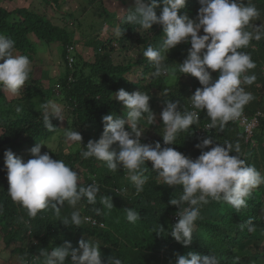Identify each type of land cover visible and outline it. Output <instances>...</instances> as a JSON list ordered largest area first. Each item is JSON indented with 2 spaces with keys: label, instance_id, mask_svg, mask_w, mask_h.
Masks as SVG:
<instances>
[{
  "label": "trees",
  "instance_id": "trees-1",
  "mask_svg": "<svg viewBox=\"0 0 264 264\" xmlns=\"http://www.w3.org/2000/svg\"><path fill=\"white\" fill-rule=\"evenodd\" d=\"M67 1L37 0L36 4L31 2L32 6L11 10L0 5V34L15 41L18 55H25L31 62H37L38 43H44L47 47L55 45L60 53L58 62L64 67L63 75L58 76L56 80L49 79L51 86L48 88L43 85L46 73L38 78H32L33 71L30 73L29 80L19 92L20 101L11 103V106L0 112V145L17 142L20 147L35 146L37 142L43 143L56 134L60 130V121L50 118L57 130L49 132L43 124L41 107L29 106L28 100L35 98L34 101H38L41 106L50 99H61L71 110L72 123L81 131V147L73 154L60 152L50 156L64 161L67 166L77 171L80 177L78 184L87 185L95 180L100 187L97 204L93 206L86 200H81L73 208L66 203L59 215L48 209L30 219L26 210L13 202L7 192V170L3 161L0 163V231L5 244L17 243L18 247L14 248V252L17 253L20 264H39L37 257L42 250L62 246L65 241L75 248L82 239L100 245L102 264H107L108 259L113 256L121 259L122 264H175L177 255L187 258L189 252L202 256L215 255L220 264L254 263L262 256L257 244L264 241V185L253 190L247 208L239 213L225 202L210 200L208 204L203 205L195 222L193 242L185 247L176 242L170 234L171 226L174 225L171 214L178 209L169 201L181 194V186L170 188L164 185L152 170L151 162H146L145 175L149 179L144 190L137 193L126 170L121 168L117 172H111L102 161L82 158L80 153L86 150L84 146L87 142L90 139H98L102 134L103 116L113 114L123 118L125 109L122 103L115 99L118 89L129 92L132 87H137L150 96L151 112L156 106L160 107L159 117L154 123L149 124L146 117L140 121V126L145 131L144 139L153 147L159 142L161 147H172L194 160L201 154V150L195 147L201 139L195 130L199 126H205L210 120L206 110H202L199 113L198 125L190 126L193 129L192 135L179 133L176 144L165 145L162 138L164 126L160 118L165 101H178L182 111H192L194 109L190 98L197 88L202 87L195 77L179 72L178 64L186 58L190 44L180 43L166 54V63L169 66L167 76L153 78L150 75L146 84H141L146 80V76L154 71L147 58L143 55L137 58L128 56L125 63H115L112 53L122 49L130 51L136 44L142 45V52L148 45L163 51L165 34L162 27L153 25L149 31L151 34L148 31L144 33L145 30L137 25L122 23L124 13L117 27L122 28L121 37L114 35L116 28L106 39L95 37L85 41L84 44L93 51V55L86 58L80 51L75 50V31L68 22L71 18L77 19L76 16L72 12L61 14V8ZM83 1L90 5L98 4L100 10L97 7L95 9L99 15L104 16L106 22L116 19L115 13L104 8L107 0ZM243 2L246 4L247 0ZM251 2L260 12V17L252 23L264 24V0ZM43 7H50L52 13L43 12ZM162 7L161 4L155 9L157 16L160 15ZM199 8L198 0H187L178 15L186 13L189 18L195 20ZM247 30L253 29L249 27ZM240 51L249 53L256 64L254 69L246 73L254 74L255 82L252 85H241L254 97L244 107L243 112L248 116L256 111L261 113L257 117V127L252 135L255 145L245 141L243 127L235 121L228 122L222 132L210 129L207 134L208 138H214L217 143H231L233 149L239 145L241 158L264 175V37L260 41H251L249 47ZM134 67L140 68L141 78L135 76L137 79L130 80L126 75ZM209 71L215 81L219 72ZM167 77L174 79L169 82ZM1 95L2 93L0 98ZM17 106L22 109L21 112L16 111ZM208 150L209 148L203 149ZM235 154V151L230 153ZM102 195L111 196L113 209L107 210L99 203ZM94 207L101 209L100 215L93 211ZM126 208L137 210L141 219L135 224L129 223L126 220ZM76 210L80 211L82 218L91 217L97 222H102L103 226L92 224L85 219L79 228L64 225L62 220L70 218L71 213ZM249 218L254 227L252 232L247 230L246 222ZM242 224H245L243 229ZM252 247L257 249L253 254L250 250ZM248 257L249 261L246 259Z\"/></svg>",
  "mask_w": 264,
  "mask_h": 264
},
{
  "label": "clouds",
  "instance_id": "clouds-1",
  "mask_svg": "<svg viewBox=\"0 0 264 264\" xmlns=\"http://www.w3.org/2000/svg\"><path fill=\"white\" fill-rule=\"evenodd\" d=\"M133 2L134 8L124 10L122 23L137 25L146 31H151L153 25H159L165 34L163 51L148 45L142 52L154 69L151 74L153 78L169 73L166 54L171 49L180 43L191 46L178 68L180 73L195 77L202 86L190 98L194 110L182 111L178 101L166 100L160 118L164 126L163 142L173 145L179 133L192 135L190 126H197L199 113L206 110L210 122L195 130L201 138L195 147L201 150V154L193 160L172 147H161L159 142L154 147L141 144L144 128H141L140 121L146 117L148 123L152 124L155 120L150 110V96L141 91L130 94L123 89L115 94V99L126 109L123 118L113 114L103 116L102 134L96 140L90 139L84 146L86 150L80 154L84 159L95 158L106 163L111 172L121 168L126 170L137 193L144 190L149 179L145 175L146 162H151L152 170L164 185L170 188L181 186V194L169 201L178 209L171 214L174 225L171 226L170 234L176 242L187 247L193 242L195 222L203 205L210 200L225 202L239 213L247 208L253 190L264 185V175L239 155V145L233 149L231 143H217L207 134L210 129L222 132L228 122L239 120L244 107L254 99L241 85L255 82L256 76L246 73L254 69L256 64L249 53L240 49L264 37V24H252L260 17V12L251 0H247L246 4L243 0H198L200 8L195 20L186 13L178 15L187 0ZM161 4L162 11L157 16L155 9ZM249 27L253 30L248 31ZM201 30L204 34L198 35ZM115 34L121 37L122 28H117ZM209 70L219 72L215 81ZM31 72L30 59L16 54L15 41L0 34V90L18 94L29 80ZM40 107L44 127L49 132H55L57 127L50 118L63 121L62 107L53 101H46ZM16 111L21 112L22 109L17 106ZM260 114V111H256L251 116L245 115L248 118L256 116L257 119ZM256 127L257 121L250 133L243 127L245 141L250 145H255L252 135ZM64 136L66 141L81 145L82 135L79 132L68 129ZM42 145L37 142L29 150L31 158L26 161L11 150L4 152L7 192L12 201L25 209L30 219L48 209L59 215L66 203L75 208L78 202L86 200L89 205L95 206L100 192L95 180L87 185L78 184V172L64 161L53 159L48 152L42 153ZM205 148L209 150L203 151ZM234 151L236 154L230 155ZM99 203L107 210L113 209L109 195L100 196ZM93 211L97 215L101 214L98 207H94ZM125 213L126 220L131 224L141 219L135 209L126 208ZM175 214L178 216L176 221ZM84 219L88 218H82L80 211L76 210L62 223L79 228ZM246 224L249 232L254 231L250 218ZM244 227L245 224H242L241 229ZM99 246L98 243L82 239L73 248L70 242L65 241L62 246L42 250L37 260L39 264H102ZM107 264H122V260L113 256ZM175 264H220V261L215 255L202 256L189 252L187 258L177 255Z\"/></svg>",
  "mask_w": 264,
  "mask_h": 264
},
{
  "label": "rangeland",
  "instance_id": "rangeland-1",
  "mask_svg": "<svg viewBox=\"0 0 264 264\" xmlns=\"http://www.w3.org/2000/svg\"><path fill=\"white\" fill-rule=\"evenodd\" d=\"M37 3V0H10L4 1L0 0V5L11 10L16 7L23 6H32L31 2ZM134 5L133 0H111L106 1L104 3V8L108 11L116 14V19L111 22H106L103 15H99L96 7L99 8L98 4L90 5L86 4L83 0H68L67 3L61 8V14H66L72 12L77 19L71 18L68 22L74 28L75 31V50L80 51L86 58L91 57L93 55L92 49L85 45L84 42L97 37L98 39H106L112 35L113 31L118 27L119 20L121 16L125 13L124 10H128L132 8ZM100 10V8H99ZM43 12L52 13L50 7H43ZM74 16V17H75ZM68 24V25H69ZM255 24V23H252ZM149 32V31H148ZM144 33H147L145 30ZM150 33V32H149ZM151 34V33H150ZM203 31L201 30L198 35H203ZM114 35L115 32H114ZM35 39V37H34ZM37 41V39H35ZM38 47V61L31 62L33 76L32 78H38L41 75H45L46 78L43 80V85L48 88L51 83H48L49 79H57L58 76L63 75L64 67L59 62V50L57 46L53 45L51 47H47L46 44L39 43ZM171 50L169 51V53ZM17 54V53H16ZM128 56H132L134 58L142 56V45L136 44L133 46L132 50L125 51L124 49L118 50L117 52L112 53V58H114L115 63H125ZM92 59V58H91ZM93 60V59H92ZM59 61V62H58ZM58 62V63H57ZM151 74L146 76V80L142 81L141 84H146L147 79H149ZM167 76V74H165ZM130 80L132 78L138 77L141 78V70L140 68L134 67L130 73L126 75ZM136 76V77H135ZM169 82L173 81V77H167ZM137 79V78H136ZM245 89V88H244ZM23 90V89H22ZM118 89L116 92H118ZM56 91V90H55ZM54 91V92H55ZM136 91H140L137 87H132L128 93H133ZM2 93L0 98V112L5 110L7 107L11 106V103H16L20 101L21 94H11L7 91L0 90ZM116 94V93H115ZM6 100V101H5ZM34 99H29V106L32 107H40L38 101H34ZM50 101L55 102L60 105L63 109L64 120L60 121V130L50 136L48 139L43 141L41 151L48 152L50 155H56L57 153H75L81 147L79 144L71 143L65 140L64 133L68 129H73L81 134L80 129L72 123L71 118V110L66 106L64 101L61 99H50ZM9 104V105H8ZM65 105V107H64ZM12 108V107H11ZM124 108V106H123ZM125 109V108H124ZM160 107L156 106V109L152 112L154 114L155 119L159 117ZM126 111V109H125ZM124 115V113H123ZM145 138V131L140 138L141 144H149ZM17 142H11L6 145H0V163L4 161V152L6 150H11L16 156L21 157L23 160H28L31 158L30 149L34 146H25L20 147L17 146ZM82 179V176H81ZM3 234L0 231V264H20L17 253L14 252V248L18 247L17 243L12 242L10 245H6L3 241ZM258 251L262 253V256L255 260L252 264H264V241L259 242L257 244ZM252 254L255 253V248H250ZM247 261L250 260V257L246 258Z\"/></svg>",
  "mask_w": 264,
  "mask_h": 264
},
{
  "label": "built area",
  "instance_id": "built-area-1",
  "mask_svg": "<svg viewBox=\"0 0 264 264\" xmlns=\"http://www.w3.org/2000/svg\"><path fill=\"white\" fill-rule=\"evenodd\" d=\"M257 114V113H256ZM256 116H254L253 118H248L244 113H243V116L237 120L236 122L243 126L245 128V131L250 133L252 131V129L255 127L256 125ZM88 219H85V221H89L91 222L92 224H98L99 226H103L102 223L100 222H97L95 219L91 218V217H88L86 216ZM174 220H178V216L177 214L174 215Z\"/></svg>",
  "mask_w": 264,
  "mask_h": 264
}]
</instances>
